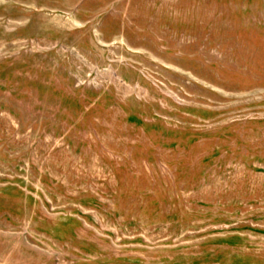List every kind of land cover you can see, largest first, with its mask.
<instances>
[{
  "label": "rangeland",
  "instance_id": "374dc122",
  "mask_svg": "<svg viewBox=\"0 0 264 264\" xmlns=\"http://www.w3.org/2000/svg\"><path fill=\"white\" fill-rule=\"evenodd\" d=\"M0 264H264V0H0Z\"/></svg>",
  "mask_w": 264,
  "mask_h": 264
}]
</instances>
